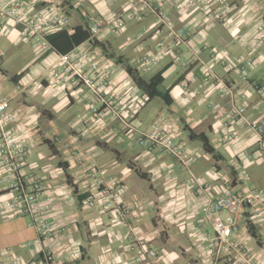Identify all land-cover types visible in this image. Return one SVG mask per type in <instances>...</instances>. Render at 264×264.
Returning a JSON list of instances; mask_svg holds the SVG:
<instances>
[{
  "label": "crops",
  "instance_id": "0c3cea01",
  "mask_svg": "<svg viewBox=\"0 0 264 264\" xmlns=\"http://www.w3.org/2000/svg\"><path fill=\"white\" fill-rule=\"evenodd\" d=\"M13 1H20L28 16L44 18L47 38L63 29L89 30L95 18L106 22L100 35L66 53H75L89 75H96L91 63L98 65L100 91L111 94L112 108H124L126 116L100 113L103 105L93 90L73 76L51 79L61 52L39 50L20 24L8 21L0 32V98H8L16 118L4 130L24 150L20 179L25 185L36 180L41 191L36 215L13 207L14 175L3 166L6 147L0 137V261L37 264L50 249L60 264H138L145 245L157 253L145 264H264V215L254 220L245 211L240 232L229 240L232 247L216 255L209 246L216 235L202 209L228 186L264 188L259 136L229 114L234 105H244L249 119H264V93L254 88H264V39L261 45L252 40L264 27V0H209V7L222 12L221 21L208 19L187 0H149L190 32L187 41L177 43L135 0H0V5ZM56 14L68 17L69 26L53 23ZM26 43L35 51L34 61L19 72L8 70L4 55L16 47L26 53ZM161 53L149 70L140 69L144 56ZM239 56L257 65L241 70L234 65ZM205 63L230 93H221L216 80L206 81ZM127 67L144 78L162 72L158 89L166 96L146 99ZM156 124L190 154L187 166L161 145L136 143ZM201 132L215 158L191 138ZM81 195L86 197L80 200ZM87 197L95 198L93 206L85 203ZM123 207L131 213L114 211ZM44 226L54 238L43 239Z\"/></svg>",
  "mask_w": 264,
  "mask_h": 264
},
{
  "label": "built area",
  "instance_id": "2783aa9c",
  "mask_svg": "<svg viewBox=\"0 0 264 264\" xmlns=\"http://www.w3.org/2000/svg\"><path fill=\"white\" fill-rule=\"evenodd\" d=\"M220 1L227 4V0ZM135 2L148 8L155 15L158 26L165 27L168 38H171L176 43L187 41L190 32L186 28H177L159 6L152 4L149 0H135ZM187 3L191 5L197 4L208 19H215L218 21L223 20V14L220 10L209 7V0H187ZM177 8L180 9V5H177ZM9 20H13L15 23L20 24L22 27V35L25 38H33L39 50L42 51L51 47L46 36L47 29L44 18L40 15L28 16L20 1H13L6 6L0 5V32L6 29ZM52 22L67 27L70 24V19L56 14L52 17ZM105 23L106 22L102 19H92V23L89 27L92 38L101 34ZM257 32L256 37L252 40H254L256 44L261 45L262 39H264V27L259 26ZM162 46L165 45L163 44ZM52 50L56 51L54 48H52ZM163 57L164 53H161L160 55L151 54L144 56L140 62V69L144 71L149 70L152 64L158 62ZM234 65L241 70H246L247 68L255 67L257 64L251 59L239 56L234 60ZM203 66L206 71V81L216 80L221 93L227 91H229L228 93L231 92V89L227 87L220 78H218L212 67L206 63L203 64ZM91 69L96 72V75H89L83 71L82 63L75 53H60L58 54L57 64L54 63L53 65L51 79L65 81L70 76L75 77L78 83H83L90 87L93 90L92 92L95 97L101 101L105 108L100 113L105 114L113 112L117 117H125L126 110L124 108L121 107L118 110L112 108V95H103L102 91H100L98 82H100L103 77L99 73L97 75L98 65L95 62L91 63ZM254 88L259 95L264 93V88L260 87L258 84H256ZM9 107L8 98H0V137L3 138L4 146L6 147V150H2L4 153L3 166L9 173L14 175L13 188L17 193L13 202V207L15 209H20L23 212L36 215V199L41 188L36 180H29V184L25 185L20 179L21 170L25 165L24 150L17 146L12 133L4 130L5 124L16 118V113L11 112ZM95 110L98 111V108ZM245 110L246 108L244 105H234L229 111V114L237 121L246 124L252 132L257 134L260 143L264 147V119L251 120L246 116ZM236 137L237 136L234 134L231 135V139H236ZM135 139L136 143L145 147L161 145L168 153L173 155L181 165L183 164L184 166H187L191 161L190 154L177 144L172 137L165 135L161 127L157 124L154 125L152 130L140 133ZM0 146H2L1 142ZM242 174H244V179L246 181L250 180L248 174ZM97 182L101 184L103 181L97 180ZM85 203L89 206H93L95 198L87 197ZM117 205L122 206L120 205V202H117ZM202 209L210 220L216 235L215 240H209V246L212 251L218 255L220 252H226L232 247L229 240L240 232L239 218L244 215L245 211L249 213L248 215H250V218L254 220H257L264 215V188L238 191L233 187L228 186L220 194L211 198ZM114 211L120 212L121 215H125L131 213V208L123 207L122 211L116 208ZM42 236L44 240L54 238L52 229L49 226H44L42 229ZM156 257V251L142 245L138 250L136 261L138 264H145L150 258ZM249 263L261 264L258 261H249ZM0 264L3 263L0 261ZM12 264H19V262L14 260ZM37 264L60 263L54 257L53 251L46 249L42 251Z\"/></svg>",
  "mask_w": 264,
  "mask_h": 264
},
{
  "label": "trees",
  "instance_id": "16d2710c",
  "mask_svg": "<svg viewBox=\"0 0 264 264\" xmlns=\"http://www.w3.org/2000/svg\"><path fill=\"white\" fill-rule=\"evenodd\" d=\"M90 36V30L83 29L82 27H76L72 33H69L66 29H63L49 35L47 39L50 42L52 48L64 54L80 42L88 39ZM127 69L134 79L137 87H139L143 92L146 93L147 99H152L157 96H166V94L162 93V91L158 89V86L162 83L163 80L162 72H159L150 78H144L137 70L131 67H127ZM19 76L20 75H16L15 78ZM104 108L105 107L103 106V110ZM101 111L99 110V112ZM191 138L199 139L202 142L204 149L214 158L216 157L215 148L204 132L191 133ZM85 197L86 195H81L79 196V199L83 200Z\"/></svg>",
  "mask_w": 264,
  "mask_h": 264
},
{
  "label": "rangeland",
  "instance_id": "374dc122",
  "mask_svg": "<svg viewBox=\"0 0 264 264\" xmlns=\"http://www.w3.org/2000/svg\"><path fill=\"white\" fill-rule=\"evenodd\" d=\"M33 43V42H32ZM27 52H22V49H19L18 47L15 48V51L12 53V55H4L5 59V67L13 72H19L25 67L29 66L34 61V52L31 48V44L26 43ZM22 46V45H21ZM20 46V47H21ZM19 53H18V52ZM38 55V54H36ZM3 56V55H2Z\"/></svg>",
  "mask_w": 264,
  "mask_h": 264
}]
</instances>
